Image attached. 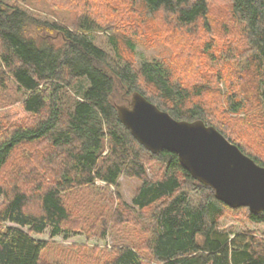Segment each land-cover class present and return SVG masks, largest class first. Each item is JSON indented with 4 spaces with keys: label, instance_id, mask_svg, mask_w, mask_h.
I'll list each match as a JSON object with an SVG mask.
<instances>
[{
    "label": "trees",
    "instance_id": "1",
    "mask_svg": "<svg viewBox=\"0 0 264 264\" xmlns=\"http://www.w3.org/2000/svg\"><path fill=\"white\" fill-rule=\"evenodd\" d=\"M16 1L0 0V102L13 90L22 116L10 119V109H0V172L21 148L39 147L35 154L30 150L29 157H20L22 165L11 181H0V264H52L42 257L49 242L33 234L49 227L52 237L67 235L75 225H66L70 213L63 195L82 187L95 190L102 201L100 210L93 211V217L104 215L101 235L109 231L106 221L123 223L101 264H264V237H231L218 226L225 212L238 209L264 224V211L253 214L245 206L232 208L218 200L210 186L182 167L175 153L145 148L116 110L137 91L175 119H201L214 126L264 166L259 156L264 151V0H228V19L238 40L233 49L220 51L218 60L233 63L227 75L214 72L213 80L207 77L194 85L174 81L161 59L137 65L124 59L114 37L109 38L110 55L94 41L92 34L102 24L88 12H81L70 27L33 15ZM137 1L150 14L171 16L177 27L201 22L206 32L212 30L210 0ZM212 38L203 52L215 60ZM223 77L228 90L218 92L214 84ZM81 78L88 85L79 94L74 85ZM208 91L216 92L219 104L224 102L221 119L202 100ZM241 113L239 122L254 137L258 152L250 140L231 137L233 119L226 116ZM122 175L140 182L130 202L117 190ZM29 188L38 212L29 210ZM191 193L197 194L194 202Z\"/></svg>",
    "mask_w": 264,
    "mask_h": 264
},
{
    "label": "rangeland",
    "instance_id": "2",
    "mask_svg": "<svg viewBox=\"0 0 264 264\" xmlns=\"http://www.w3.org/2000/svg\"><path fill=\"white\" fill-rule=\"evenodd\" d=\"M7 1L15 3L16 0ZM18 4L33 15L61 20L70 27L73 26L76 17L81 12H88L102 24L101 28L92 34L94 41L110 55L114 56L109 38L114 37L124 59L136 65L143 60L161 59L169 68L174 81L188 85L204 83L207 77L213 80L214 78L210 76L214 72L227 75L229 63H233H222L221 59L218 60L220 51H226L228 47L233 49L238 40L235 25H232L228 19V0H210L208 21L212 30L209 33L206 32L201 22L190 27H177L171 16L163 13L150 14L137 0H88L87 2L81 0H20ZM229 27L231 32L228 31ZM211 37H213L211 41L214 43L217 54L215 60H211L203 52L205 42ZM130 45L134 47L131 48ZM235 66L239 68L237 63ZM87 85L88 81L81 78L75 83L74 90L80 94ZM214 89L218 92L220 90L226 92L228 90L226 78L223 77L220 82L215 83ZM4 97L8 99L0 102V109H10L8 110L10 119L20 118L22 115L18 112L19 107L15 106L20 103L19 96L11 90L4 94ZM202 100L210 110L214 108L213 117L221 119L219 109L223 108L224 102L219 104L216 92L204 93ZM9 102L13 103L2 107ZM241 116L242 113L237 116H226L229 120L233 119L231 125L234 126V132H230L231 137L240 138L243 141L250 140L253 145L251 149L256 152L254 137L249 138L250 132L245 130L239 122ZM26 118L28 122L34 119L27 115ZM217 119L213 118V120ZM34 146H27L17 151L10 163L0 172L1 182L11 181L14 171L18 172V167L22 165L20 157L22 155L29 157L30 150L35 154L39 146L37 145L36 148ZM33 148L35 149L32 150ZM259 156L264 159V151H261ZM139 183L136 178L120 176L117 190L124 201L130 202ZM98 185H103V183ZM110 189L113 190L114 187ZM32 193L31 190L28 207L29 210L38 212V203ZM191 194L194 202L197 200V194ZM3 200V196L0 197V205ZM63 200L70 213L69 222H66V225L69 227L75 225V227L69 228L67 235L61 233L52 237L49 227L41 234H33L34 237L46 239L49 242V247L43 251V259L51 261L52 264H101L105 254L109 253L114 245L112 235L114 233L120 235L123 231L122 220L113 218L114 221L111 223L106 221L109 231L101 235L104 215L100 216V219L93 217V211L98 208L100 210L102 201L95 194V190L90 187L67 191L63 195ZM86 214L87 217L84 219ZM124 225L125 228L126 226L133 227L130 223H124ZM218 226L221 230L229 232L231 237L236 233H251L256 238L264 237V224L250 220L246 209L225 212L219 218ZM24 229L26 230L27 227ZM56 246L64 249H58ZM142 254L146 261L152 262L147 251H142Z\"/></svg>",
    "mask_w": 264,
    "mask_h": 264
},
{
    "label": "water",
    "instance_id": "3",
    "mask_svg": "<svg viewBox=\"0 0 264 264\" xmlns=\"http://www.w3.org/2000/svg\"><path fill=\"white\" fill-rule=\"evenodd\" d=\"M121 123L149 151L177 155L191 176L226 205L264 211V166L203 120H178L135 91L116 105Z\"/></svg>",
    "mask_w": 264,
    "mask_h": 264
}]
</instances>
